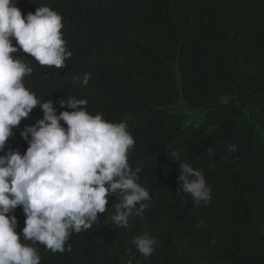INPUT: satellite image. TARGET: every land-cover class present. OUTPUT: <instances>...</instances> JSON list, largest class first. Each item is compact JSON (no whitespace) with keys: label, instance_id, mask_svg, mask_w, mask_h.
Returning a JSON list of instances; mask_svg holds the SVG:
<instances>
[{"label":"trees","instance_id":"1","mask_svg":"<svg viewBox=\"0 0 264 264\" xmlns=\"http://www.w3.org/2000/svg\"><path fill=\"white\" fill-rule=\"evenodd\" d=\"M49 6L62 16L72 56L66 67L33 68L25 85L57 114L62 99H87V110L111 122L126 121L136 143L129 163L150 191L142 216L128 228L112 223L117 202L109 198L99 224L73 233L70 251L52 253L34 245L41 264H264V199L243 181L236 166L260 175L264 152V0H18L26 16ZM15 44V40H13ZM178 62L181 90L171 64ZM91 73L88 84L82 83ZM79 77L75 83L73 79ZM216 77L235 86L228 102H211ZM180 98L201 121L187 123L172 105ZM43 117L39 106L10 137L5 151L26 152L20 135ZM63 124L64 122L61 121ZM66 127V125H65ZM235 146V151L230 148ZM173 150L203 171L211 187L207 204L177 193L180 167ZM259 207V208H258ZM17 232L25 227L15 209ZM203 221V225L196 227ZM155 227V251L145 258L132 239ZM21 238H23L21 236ZM215 238L216 243L210 241ZM27 243L31 244V241Z\"/></svg>","mask_w":264,"mask_h":264},{"label":"clouds","instance_id":"2","mask_svg":"<svg viewBox=\"0 0 264 264\" xmlns=\"http://www.w3.org/2000/svg\"><path fill=\"white\" fill-rule=\"evenodd\" d=\"M17 3L0 0V153L34 108L39 106L43 117L20 132L28 143L26 152L9 149L0 155V264H41L34 245H44L54 254L70 251V244L66 248L70 236L98 225L110 197L117 201L112 205V223L128 228L132 218L143 215L151 196L138 182L141 169L133 170L129 163L136 141L126 121L93 115L86 108L87 99L75 97L60 101L61 108L66 105L72 111L58 115L51 99L41 101L26 87L24 78L33 68L13 53L22 51L41 66L63 69L72 52L57 11L38 6L25 16ZM90 77L91 73L83 75V85ZM170 159L180 167L177 193L189 194L197 204L210 202L211 187L203 171L177 150ZM18 206L25 214L22 233L17 232ZM202 225L200 221L196 227ZM131 243L147 258L157 240L144 234Z\"/></svg>","mask_w":264,"mask_h":264},{"label":"rangeland","instance_id":"3","mask_svg":"<svg viewBox=\"0 0 264 264\" xmlns=\"http://www.w3.org/2000/svg\"><path fill=\"white\" fill-rule=\"evenodd\" d=\"M173 70L176 74V84L181 90L180 85V75H179V64L178 62L171 64ZM236 96L235 86L229 81L223 80L222 78L216 77V86L214 97L211 102L219 103V102H228L232 98ZM172 109L176 114H180L184 116L187 120V123H196L198 124L202 119V114L200 111L190 109L186 101L182 98L177 100L173 105ZM259 160L263 165V170L260 175H254L252 172L247 169L240 168L236 166V170L239 172V175L243 181H251V184L256 188L255 192H257L258 200L256 201V206H260V202L264 199V152L259 155ZM259 208V207H258ZM150 237L155 235V227L153 225L149 226L147 229Z\"/></svg>","mask_w":264,"mask_h":264}]
</instances>
